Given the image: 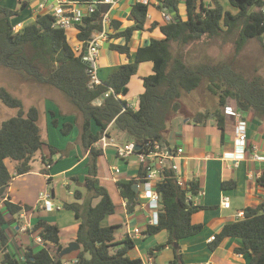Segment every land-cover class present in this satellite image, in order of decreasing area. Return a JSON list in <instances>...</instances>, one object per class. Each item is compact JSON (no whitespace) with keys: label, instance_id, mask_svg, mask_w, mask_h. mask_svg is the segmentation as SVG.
I'll use <instances>...</instances> for the list:
<instances>
[{"label":"trees","instance_id":"1","mask_svg":"<svg viewBox=\"0 0 264 264\" xmlns=\"http://www.w3.org/2000/svg\"><path fill=\"white\" fill-rule=\"evenodd\" d=\"M80 1L92 2L95 9L75 25L76 38L82 44L79 52L70 44L66 30L54 26L53 14H38L33 22L16 30L11 19L26 4L20 3L18 9L0 5V66L18 72L27 80L56 89L66 97L70 105L67 104L75 113L74 123L79 129L76 142L82 152L87 154L86 193L83 195L78 189L73 191L75 199L83 198V201L62 204L63 208L72 210L75 217L80 219L75 238L80 248L71 252L73 258L69 256L70 253L59 256L64 245L60 241L58 226L38 218L26 232H36L42 246L35 251L27 248L22 261L15 258L7 251L4 213L16 215L21 210H29L30 206L5 199L7 187L14 175L31 170L34 155L42 149L44 141L38 125V108L30 106L24 110L22 100L0 86L1 102L17 109L16 115L0 124V203H3V209L0 208V250L5 264H144L141 258L127 255L135 244L134 239L125 236L116 240L115 228L118 225L102 224L106 216L114 213L116 206L110 188L101 183L98 176L97 161L103 150L94 144L104 130L108 136L122 131L126 141L141 145L137 152H149L154 142H163L164 131L171 119L183 112L182 95L196 89L202 80L207 90L217 95L218 102L213 110L192 116L193 122L204 123L212 114L218 127L223 130L222 109L232 99L237 108L253 113L264 123V78L258 74H246L234 63L249 39H255L264 51L263 0H228L234 11L224 10L217 0L211 3H205V0H157V9H172V20L151 23V27H158L163 36L150 38L147 45L139 46L133 61L120 64L105 81L97 85L90 83L88 66L82 56L88 40L102 30L101 19L108 7L97 1ZM152 5L155 4L134 2L127 17L132 24L124 29H119V20L110 21V28L114 32L111 36L124 37L126 40L122 45L110 43L111 49L129 55L127 42L134 30L143 29ZM180 5L185 7L186 18H182L179 13ZM222 32H237L232 58L197 63L187 60L190 45L209 40ZM145 61L152 63V72L142 78L143 91L138 96L137 109H133L124 96L128 93L131 76L136 73L139 63ZM56 112L64 115L59 108ZM49 113L51 124L59 127L62 134L68 135L73 124H59L54 110ZM110 125L112 127L109 129ZM47 146L49 157L41 156V173L44 174H49L54 153L63 151L60 157L66 153L52 144L48 143ZM8 159L14 162V174L6 162ZM161 176L155 185L161 197L157 223L146 224L143 234L166 231V241L154 245L149 253L172 248L174 257L170 264H186L178 256V242L202 229V223L192 222V214L210 206L193 205L189 199V196L198 193V182L190 181L181 186L171 167L165 168ZM72 179L76 180V177ZM144 181L146 170L142 165L136 176L128 181H116V188L126 203L128 213L140 204L139 192L133 189V184ZM46 182H52L49 175ZM258 182L264 185V173L258 177ZM234 185V180L230 179L222 181L221 188L228 189ZM95 199L98 200L94 202ZM229 236L242 240L243 245L236 250L249 254V264H264V199L255 207L245 208L241 219L225 224L214 236L210 247L214 248L222 238Z\"/></svg>","mask_w":264,"mask_h":264},{"label":"crops","instance_id":"2","mask_svg":"<svg viewBox=\"0 0 264 264\" xmlns=\"http://www.w3.org/2000/svg\"><path fill=\"white\" fill-rule=\"evenodd\" d=\"M10 1L0 0V5L13 9L14 7L19 8L22 2L26 4L25 8L13 19L15 22L12 23L16 30L33 22L38 14L52 13L53 7L59 1H66L73 5L87 2L80 0H13L11 4ZM41 2H44L43 8L40 7ZM134 2L135 0H118L109 10L110 21L115 19L121 22L119 29H124L132 24L127 17ZM160 12L161 10L157 9L156 5L149 7L147 21L143 29L134 30L127 42L129 55L109 47L110 43L122 45L126 42L124 37L111 36L114 32L110 28L109 22L106 28L108 38L99 47L97 76L100 81H105L108 75L115 71L120 64L133 61L137 48L147 45L150 38L163 36L158 27H151L153 21L163 22ZM179 13L182 18H186L184 5H180ZM76 32L75 27L66 30L72 46L80 45L76 38ZM151 72L152 63L145 61L139 63L136 73L131 76L128 82V93L124 96L131 108L137 109L138 96L143 91L142 78ZM56 108L53 103H47L44 115L46 120L45 132L49 137L50 144L63 149L66 139L74 141L78 136L79 129L77 125L73 124L74 114L66 115L67 113H63L64 115H60L56 112L58 111ZM50 110H54L55 118L58 119L59 124L63 122L73 124L66 138L58 135L56 129L59 127L52 129L48 125L51 124ZM203 111H195L191 114L183 111L174 116L164 131L162 142L165 148L170 150L177 147L182 148L181 155L176 159L178 176L182 186L187 185L190 181H196L199 184L198 193L189 196L192 204L210 206V208L199 209L192 214V222L202 223V229L178 242V256L186 264H249V254L236 250L243 245L239 237H224L214 248L210 247L212 240L210 241L209 238L218 234L225 224L241 219L245 208L255 207L264 199V185L258 182V177L264 173V160L252 158L254 153L264 155V123L253 113L240 110L241 117L247 123V147L242 154L235 144L234 125L236 117L223 113L224 127L221 130L212 114L201 124L191 120L192 116ZM39 127L40 131H43L40 125ZM111 127L110 125L109 129ZM112 136L120 142L127 140L122 131H117ZM41 150L40 157L42 155H45L46 158L49 157V152H43L44 149ZM68 156L57 164L51 165L49 174L41 173L42 164V166L36 165V168L32 167L27 173L14 175L10 180L5 199L8 198L13 203L30 206L29 210H21L16 215L4 213L6 223L3 228L8 238L7 251L20 261L23 260V253L27 248H32L35 251L42 246V241L38 240L39 236L36 232H26V229L30 228L38 218L49 217L47 219L58 226L60 241L64 247L70 241H75L80 219L75 217L72 210L63 208L62 204L74 201L81 203L83 201V198L75 199L73 191L78 189L83 195L86 193L84 182L87 174V154L82 152L79 144H75L74 150L70 151ZM97 165L101 183L110 188L116 205L114 213L106 216L102 224L124 226V229L115 237L116 240H121L127 236V231L138 226L141 229V234L132 238L135 244L128 250L127 255L130 258H141L144 264H170L174 257L172 248H165L153 254L149 253L154 245L166 241L167 234L164 230L153 235L143 234L150 214L147 202L141 199L134 211L128 213L126 203L116 188V181H128L131 177L136 176L141 166L138 157L132 155L127 158H118L114 155L113 148L107 147L98 157ZM114 165L119 167L120 171L112 177L110 168ZM9 168L14 174V162ZM103 168L106 174L102 173L101 169ZM48 175L52 178V182L53 178L58 175L62 176V179L64 176L71 180L75 176L76 180L73 181L78 187L74 190L69 188L67 195L58 194L55 183L47 184ZM230 179L234 180L235 185L228 189H222V181ZM44 191L51 192V209L42 206L39 195L40 192ZM223 197L229 199V207L221 205ZM97 200L95 199L94 202ZM36 205L38 207L35 209ZM2 206L3 203H0L1 209H3ZM2 257L3 253L0 250V264H5ZM70 257L73 258V255ZM64 264L70 263L65 262Z\"/></svg>","mask_w":264,"mask_h":264},{"label":"rangeland","instance_id":"3","mask_svg":"<svg viewBox=\"0 0 264 264\" xmlns=\"http://www.w3.org/2000/svg\"><path fill=\"white\" fill-rule=\"evenodd\" d=\"M12 1L10 3L12 4ZM155 1V0H153ZM223 7L224 10H231L234 11V8L229 4L228 0H217ZM212 0H205V3H211ZM14 4V2H13ZM12 8V7H10ZM18 8V7H17ZM13 8V9H17ZM12 18V22H15ZM15 28V27H14ZM16 29V28H15ZM237 32L225 33L222 32L221 34L212 37L209 40H203L195 45L189 46V52L187 60L193 62H219L222 60H227L232 58L233 56V45L234 39L236 37ZM235 65L238 68H241L246 74H258L264 78V51L260 48L258 42L255 39H249L240 53L236 56L234 60ZM0 86L7 88L11 94L15 97H18L22 100L23 109L26 110L30 106H36L39 110V119L38 125H40L43 129L41 131V137L44 141L42 145V149H46L43 152H49L47 144H50L49 137L45 132V123L46 120L44 119V115L46 113V106L47 103H53L57 108H59L62 112L69 114H74V111L69 106V102L66 97L56 89L51 87L38 84L36 82L30 81L25 79L21 74L16 71L9 70L7 68L0 66ZM181 102L183 105V111L185 113L191 114V112L195 111H203V110H213L217 106L218 97L215 94H212L210 91L207 90L205 81L202 80L200 85L192 90L191 92L184 93L181 97ZM229 103H233V100H229ZM69 105H68V104ZM56 108V109H57ZM17 109L7 107L4 105L0 100V124L3 120L16 115ZM73 124L74 123V116H73ZM52 129H56L51 124H48ZM76 126V124H75ZM57 133L60 137L66 138L67 135L61 133L60 128L56 129ZM77 139V137H76ZM74 141L67 140L65 141V145L63 150L66 151L63 157H60L63 151L59 153H54L52 155V160L54 163L52 165L57 164L62 159L68 158V152L74 150V145L78 144ZM41 152L42 150H38L33 158L32 167L36 168L37 166H42L41 160ZM75 153V152H74ZM67 154V155H66ZM76 154V153H75ZM13 161L7 160L8 166H11ZM102 173H105V169H101ZM106 174V173H105ZM55 183V189L58 191V194H68V189L74 190L78 187V185L71 180L70 178L62 176H56L53 178L52 184ZM51 184V185H52ZM68 184V186H67ZM50 185V186H51ZM52 187V186H51ZM85 188V187H84ZM38 207H34L35 209ZM46 220L49 217L45 218ZM49 221V220H48ZM124 229V226H117L115 228V237H117L118 233ZM73 255L70 254L69 256Z\"/></svg>","mask_w":264,"mask_h":264},{"label":"built area","instance_id":"4","mask_svg":"<svg viewBox=\"0 0 264 264\" xmlns=\"http://www.w3.org/2000/svg\"><path fill=\"white\" fill-rule=\"evenodd\" d=\"M118 0H97V2L104 4L108 7L106 12L103 14L101 19L102 30L96 32L91 39L88 40L82 59L87 64L88 74L90 76V83L92 85L100 84L101 81L97 76V67H98V56H99V47L102 42L108 38L106 28L109 25L110 19L108 16L109 10L117 3ZM264 1V0H263ZM95 2V1H94ZM135 2L148 4L153 2L155 5L158 3L157 0H135ZM40 7H44V2L40 3ZM95 6L92 2H85L83 4H70L66 1H59L54 7L51 14L54 16V26L62 29H70L75 27L76 24L82 22L83 17L89 15L93 12ZM264 12V7L262 8ZM161 17L164 21L172 20L171 14L168 12L167 8L161 9ZM82 44L79 46H74V50L79 52L81 50ZM108 95V92L105 93V96ZM232 100V99H229ZM228 100V101H229ZM227 103L223 107V113L236 117V122L234 125V135H235V144L238 149H240L243 154L246 145L247 137V123L244 118L241 117L240 109L234 103ZM97 148L104 150L107 147H112L114 150V155L118 158H127L129 156L135 155L138 157L141 165L146 170V181L139 182L137 188L139 191V199L145 200L147 206L150 210L148 217V224L157 223L158 210L161 207V197L158 191L156 190V182L162 177L161 173L165 168H172L175 170L178 178V183L182 186V182L178 176V165L176 159L181 155L182 148L177 147L174 150L165 148L162 142L156 141L152 144V148L149 152H137L135 148V143L133 141H123L120 142L112 136L106 134V130L102 133L101 137L94 144ZM253 159L264 160V155L254 153L252 155ZM49 167V165H47ZM119 167L111 166L110 172L112 177L119 173ZM40 200L42 201V206L47 209H51V192H40ZM221 205L224 207H229V199L223 197ZM141 234V229L138 226L133 227L127 231V236L133 238L136 235ZM215 237L210 236L209 240H213ZM38 240L41 242L40 238ZM210 264V263H208Z\"/></svg>","mask_w":264,"mask_h":264},{"label":"water","instance_id":"5","mask_svg":"<svg viewBox=\"0 0 264 264\" xmlns=\"http://www.w3.org/2000/svg\"><path fill=\"white\" fill-rule=\"evenodd\" d=\"M94 1H97V0H94ZM167 10H168L169 13H172V9H167ZM173 16L175 17L176 14H173ZM135 148H136L137 150H139V149H141V145L136 144V145H135ZM133 189H134L135 191L138 190V188H137V184H136V183L133 184ZM79 248H80V245H79L78 242H76V241H70V242H69L65 247H63L62 250L59 252V256L67 255V254H69V253H71V252H73V251H76V250L79 249Z\"/></svg>","mask_w":264,"mask_h":264}]
</instances>
